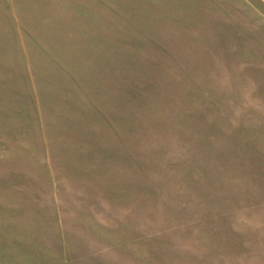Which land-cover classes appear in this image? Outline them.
Returning <instances> with one entry per match:
<instances>
[{"label": "rangeland", "instance_id": "obj_1", "mask_svg": "<svg viewBox=\"0 0 264 264\" xmlns=\"http://www.w3.org/2000/svg\"><path fill=\"white\" fill-rule=\"evenodd\" d=\"M0 264H264V0H0Z\"/></svg>", "mask_w": 264, "mask_h": 264}]
</instances>
